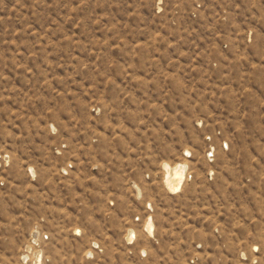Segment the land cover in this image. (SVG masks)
I'll use <instances>...</instances> for the list:
<instances>
[{
	"label": "rangeland",
	"instance_id": "obj_1",
	"mask_svg": "<svg viewBox=\"0 0 264 264\" xmlns=\"http://www.w3.org/2000/svg\"><path fill=\"white\" fill-rule=\"evenodd\" d=\"M0 264H264V0H0Z\"/></svg>",
	"mask_w": 264,
	"mask_h": 264
},
{
	"label": "bare ground",
	"instance_id": "obj_2",
	"mask_svg": "<svg viewBox=\"0 0 264 264\" xmlns=\"http://www.w3.org/2000/svg\"><path fill=\"white\" fill-rule=\"evenodd\" d=\"M168 171V176H167V185L170 188L171 191H176L179 186H180V182H182L181 180L183 179V167H178L176 169H169V167L167 168ZM183 172V174H182Z\"/></svg>",
	"mask_w": 264,
	"mask_h": 264
}]
</instances>
